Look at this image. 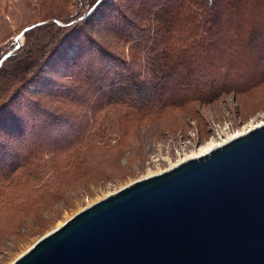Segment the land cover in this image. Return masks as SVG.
Returning a JSON list of instances; mask_svg holds the SVG:
<instances>
[{"label": "rangeland", "instance_id": "374dc122", "mask_svg": "<svg viewBox=\"0 0 264 264\" xmlns=\"http://www.w3.org/2000/svg\"><path fill=\"white\" fill-rule=\"evenodd\" d=\"M89 1L0 0V60L7 52L13 53L15 45L31 44L25 29L53 21L64 25L73 17L77 21ZM122 2L128 10L127 1L118 3L122 6ZM106 3L111 5L112 1ZM135 20L139 25L145 23L141 18ZM105 27L108 26H93L89 33L116 54L124 67L141 71L144 54L135 49L134 39L142 27L131 28L127 38L120 40L114 29L106 31ZM63 47L64 57L71 63L75 43ZM250 52L245 51L246 58ZM50 62L49 68L44 66L45 71L30 76L24 84L25 95L19 96L20 103L30 97L45 113L29 115L12 101L8 114L20 122L13 127L6 118L7 131L0 128V264H10L34 240L109 190L195 153L211 140H222L264 120V61L259 66L251 59L246 61L240 71L244 83L237 86L240 89L222 93L212 102L190 101L181 106L149 109L118 97L114 104H108L107 98L90 90H80L72 99L66 90L75 81L77 67L66 68L61 59ZM52 78L57 86L49 84ZM13 94L12 88L2 94L0 105ZM39 119L56 125V134L40 130ZM74 137L83 138L76 150H58L59 145ZM90 143H94V149ZM36 144L39 149L29 158L27 167L35 169L38 177L26 179L28 174L22 165L29 150H36L32 148ZM62 169L65 174L61 177L58 173ZM60 177L65 182L56 185ZM44 182L49 188L56 185V197H44V192L49 191L42 185ZM32 197L36 202L30 206Z\"/></svg>", "mask_w": 264, "mask_h": 264}, {"label": "trees", "instance_id": "16d2710c", "mask_svg": "<svg viewBox=\"0 0 264 264\" xmlns=\"http://www.w3.org/2000/svg\"><path fill=\"white\" fill-rule=\"evenodd\" d=\"M106 1L90 0L87 10L77 21L73 17L64 25L53 21L25 29L32 39L31 44L15 45V53L7 52L1 57L0 96L11 88L14 93L5 97L8 101L1 102V130L7 131L6 118L13 127L20 122L8 114L12 101L29 115L45 113L30 97L20 103L19 96L25 95L24 84L29 82L30 76L45 71L52 60L61 59L66 68L77 67L75 81L66 90L72 99L80 90H90L100 98H107L108 104H114L118 97L143 109L181 106L190 101L212 102L222 93L240 89L237 86L244 84L240 71L247 65L246 61L251 59L257 66L263 64L264 0H125L128 10L123 2L122 6L118 3L119 0H111V5ZM136 18L145 23L139 25ZM101 24L108 26L106 31L109 27L114 29L119 40L129 35L131 28L142 27L134 39L135 49L144 54L141 71L124 67L116 54L90 35L89 29ZM73 42L76 54L68 63L63 46ZM247 50H251L248 58L244 55ZM2 66L5 68L1 69ZM49 84L57 86L58 83L52 78ZM46 115L52 117V114ZM39 121L42 123L40 130L56 134V125ZM30 125L32 127L34 123ZM77 143H83V138H71L59 145L58 150L69 148L74 151L80 146ZM93 144L89 146L92 149L95 148ZM33 147L36 150H29L28 159L22 165L28 174L26 179L38 177L35 169L27 167L39 144ZM63 174L65 170L62 169L58 175L62 177ZM61 177L55 180L56 185L65 182ZM42 185L49 190L44 192V197L58 195L56 185L51 188L46 182ZM34 202L36 198L32 197L28 204L31 206Z\"/></svg>", "mask_w": 264, "mask_h": 264}, {"label": "water", "instance_id": "95a60500", "mask_svg": "<svg viewBox=\"0 0 264 264\" xmlns=\"http://www.w3.org/2000/svg\"><path fill=\"white\" fill-rule=\"evenodd\" d=\"M10 264H264V120L109 190Z\"/></svg>", "mask_w": 264, "mask_h": 264}, {"label": "bare ground", "instance_id": "6f19581e", "mask_svg": "<svg viewBox=\"0 0 264 264\" xmlns=\"http://www.w3.org/2000/svg\"><path fill=\"white\" fill-rule=\"evenodd\" d=\"M255 125H257V124H255ZM255 125L252 124L249 128H246V129H244V130H242V131H238L237 133H235V134H233V135H230V136H228L227 138H224V139H222V140H221V139H220L219 141L211 140L210 142L206 143V145H204L203 147L201 146V148L199 149V151L202 150V149H205V148H207V147H210V146H212V145H215V144H217V143H219V142H222V141H224V140H227V139H229V138H232V137H234V136H237V135L243 133L244 131L250 129L251 127L255 126ZM59 224H60V223H59ZM25 250H26V249H25ZM25 250H24V251H25ZM24 251H23V252H24ZM23 252H22V253H23Z\"/></svg>", "mask_w": 264, "mask_h": 264}]
</instances>
